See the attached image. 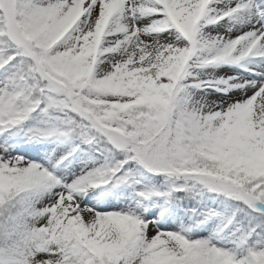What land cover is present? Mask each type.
Segmentation results:
<instances>
[{"label": "snow or ice", "instance_id": "obj_1", "mask_svg": "<svg viewBox=\"0 0 264 264\" xmlns=\"http://www.w3.org/2000/svg\"><path fill=\"white\" fill-rule=\"evenodd\" d=\"M0 264H264V0H0Z\"/></svg>", "mask_w": 264, "mask_h": 264}]
</instances>
